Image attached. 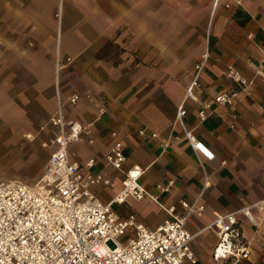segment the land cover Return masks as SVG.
Returning a JSON list of instances; mask_svg holds the SVG:
<instances>
[{
    "label": "crops",
    "instance_id": "crops-1",
    "mask_svg": "<svg viewBox=\"0 0 264 264\" xmlns=\"http://www.w3.org/2000/svg\"><path fill=\"white\" fill-rule=\"evenodd\" d=\"M109 40L122 47L118 65L101 55ZM63 53L73 58L69 80L59 76L60 64L56 76L42 78L39 70L57 64ZM201 56L205 61L198 99L184 101L193 63ZM230 65L247 79L244 85L226 74ZM263 73L264 0L220 4L215 11L213 0H0V92L15 85L12 93L34 101L30 109L39 118L49 99L56 111L60 94L69 116L91 124L93 142L87 137L73 144L71 156L83 164L97 157L94 170L111 181L94 186L99 196L111 191L103 200L111 199L122 185L121 171L105 160L114 141L112 130L123 140L125 169L134 163L144 166L142 182L152 192H157L158 182L171 186L163 194L165 203L198 197L205 205L203 214L191 216L187 223L189 230L199 232L192 242L196 264H221L212 259L216 233L210 227L200 232L216 212L264 198ZM49 84L52 95L46 91ZM230 89H239V97L216 105L200 120L202 101ZM74 91L80 98L72 104L68 96ZM85 91L94 97L88 99ZM183 101L187 128L215 152L204 166L177 120ZM14 108L18 114L19 106ZM140 128L158 136L141 135ZM23 136L31 141L36 137L32 131ZM136 203L149 205L158 221L151 223L145 213L136 212ZM128 205L152 227L166 215L148 198L131 199ZM252 211L259 226L241 215L252 247L241 264H264V211ZM209 233L201 245L200 237Z\"/></svg>",
    "mask_w": 264,
    "mask_h": 264
},
{
    "label": "built area",
    "instance_id": "built-area-1",
    "mask_svg": "<svg viewBox=\"0 0 264 264\" xmlns=\"http://www.w3.org/2000/svg\"><path fill=\"white\" fill-rule=\"evenodd\" d=\"M241 1L213 0V11L220 4L229 7ZM204 61L205 58L196 63L184 101L187 97L198 99ZM226 74L243 85L247 82L232 65ZM239 92V89L222 90L212 100L202 101L198 112L200 120L206 119L216 105L233 103ZM79 98V92L68 96L72 104ZM184 101L178 107L177 120L204 166L205 160L215 158V152L192 129L187 128ZM104 109L101 107V112ZM50 122L56 129L50 143L43 142L44 145L50 144L52 149L40 179L31 183L20 178H0V264L198 262L192 247L196 232L187 227L191 216H200L205 209V205L198 202V197L194 201L180 198L178 203H165L163 194L169 192L171 186L158 182L157 192H152L142 182L146 170L144 166L134 163L125 169L123 165L128 155L117 130H112L114 141L105 154V160L121 171L122 185L111 199L103 200L94 186L111 181L103 171L94 170L97 157L92 156L83 164L71 156L72 145L84 141L92 133L91 124L69 116L60 94ZM138 131L141 135L158 136L157 132H148L146 128ZM93 140V137L89 138L90 142ZM167 143L162 141V146ZM145 198L157 203L166 212L164 219L154 227L140 219L135 211L123 215L114 207L130 203L131 199ZM253 207L264 211V198L234 211L216 212L205 226L217 235L212 251L215 262L241 264L243 258L249 257L252 247L241 215L259 226Z\"/></svg>",
    "mask_w": 264,
    "mask_h": 264
},
{
    "label": "rangeland",
    "instance_id": "rangeland-1",
    "mask_svg": "<svg viewBox=\"0 0 264 264\" xmlns=\"http://www.w3.org/2000/svg\"><path fill=\"white\" fill-rule=\"evenodd\" d=\"M33 44L34 43L30 41V45L33 46ZM121 54L122 47L113 40L106 42L103 52L101 53V55L112 61L114 65H118V62L121 60ZM64 55L66 56H63L62 60L57 61V64L55 63L54 65V63L51 62L50 66L47 68L40 69L39 72H41V77L49 81L51 77L56 76L55 72L58 69V64H60L61 67L58 70L59 76L63 78V80H69V71L73 69V58L68 56V53ZM129 58L130 55L127 53L126 60H129ZM201 58L202 56L195 60L193 69L196 63L202 60ZM36 78L37 76L34 80ZM12 86L11 89L8 88L10 89V94L6 92L8 89H5V92L3 91L4 93L0 92V178H20L27 182L34 183L42 176L52 149L50 144L44 145L43 142L50 143V138L53 136L54 130L56 129L50 122V118L55 110V105L54 102L49 99L45 104V113L40 118L35 115L33 116V109L30 108L33 107L34 101L24 99L20 94H13L12 90L15 88V85ZM46 91L48 95H52L51 84L47 85ZM83 94L87 96L88 99L94 97L92 91H85ZM15 105H18L20 108L18 114L12 112L15 109ZM24 108L27 109L23 113L21 110H24ZM27 131H32L36 135L33 141L23 136ZM91 136L92 133L86 137L90 138ZM110 193L111 191L101 192L100 197L106 199ZM149 202L155 204L153 201L149 200ZM114 207L115 209H119L123 214V211L130 212L131 210L128 203L115 205ZM133 208L136 212L141 211L145 213L151 223H155L159 219L158 216L153 215L151 207L147 204L136 203ZM151 218L153 219L151 220ZM209 235L210 233L200 237L201 245L203 241L209 238Z\"/></svg>",
    "mask_w": 264,
    "mask_h": 264
},
{
    "label": "bare ground",
    "instance_id": "bare-ground-1",
    "mask_svg": "<svg viewBox=\"0 0 264 264\" xmlns=\"http://www.w3.org/2000/svg\"><path fill=\"white\" fill-rule=\"evenodd\" d=\"M208 228L205 227V229H202L200 232L204 231V230H207ZM199 233V232H198ZM198 233H196L195 237L198 235Z\"/></svg>",
    "mask_w": 264,
    "mask_h": 264
}]
</instances>
